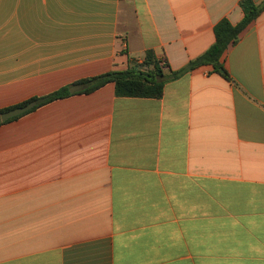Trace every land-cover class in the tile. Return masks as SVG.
<instances>
[{
	"label": "crops",
	"instance_id": "0c3cea01",
	"mask_svg": "<svg viewBox=\"0 0 264 264\" xmlns=\"http://www.w3.org/2000/svg\"><path fill=\"white\" fill-rule=\"evenodd\" d=\"M264 0H253L260 4ZM240 0H0V109L177 71ZM160 99L113 83L0 124V264H264V12Z\"/></svg>",
	"mask_w": 264,
	"mask_h": 264
},
{
	"label": "trees",
	"instance_id": "16d2710c",
	"mask_svg": "<svg viewBox=\"0 0 264 264\" xmlns=\"http://www.w3.org/2000/svg\"><path fill=\"white\" fill-rule=\"evenodd\" d=\"M239 6L243 14L242 20L236 25H232L226 18L216 23L213 27L214 43L202 55L190 61L180 70L164 73L163 68H167L166 63L158 61L154 52L149 50L146 51L141 63L133 61L128 69L110 71L99 76L81 80L75 84L84 85V89L80 92L84 94L94 92L106 84L113 83L115 95L118 97L160 99L166 82L176 80L202 65L212 66L215 73L229 80V76L221 63L224 52L230 45L235 44L240 33L264 12V1L260 4H255L253 0H240ZM71 95L68 87H63L43 97H34L18 105L0 109V113L36 102V105L31 110L4 122L9 123L42 105Z\"/></svg>",
	"mask_w": 264,
	"mask_h": 264
},
{
	"label": "water",
	"instance_id": "95a60500",
	"mask_svg": "<svg viewBox=\"0 0 264 264\" xmlns=\"http://www.w3.org/2000/svg\"><path fill=\"white\" fill-rule=\"evenodd\" d=\"M157 81H159V80L157 79ZM83 89H84V85H74V86L68 88V91L70 94H74L77 92H81ZM35 105H36V102H31L24 107H17V108L9 110L7 112L0 113V124L8 121L9 119H11L13 117L19 116V115L31 110Z\"/></svg>",
	"mask_w": 264,
	"mask_h": 264
},
{
	"label": "rangeland",
	"instance_id": "374dc122",
	"mask_svg": "<svg viewBox=\"0 0 264 264\" xmlns=\"http://www.w3.org/2000/svg\"><path fill=\"white\" fill-rule=\"evenodd\" d=\"M0 44H2V43H0Z\"/></svg>",
	"mask_w": 264,
	"mask_h": 264
}]
</instances>
